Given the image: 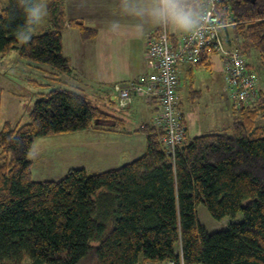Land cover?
Wrapping results in <instances>:
<instances>
[{
	"label": "trees",
	"instance_id": "16d2710c",
	"mask_svg": "<svg viewBox=\"0 0 264 264\" xmlns=\"http://www.w3.org/2000/svg\"><path fill=\"white\" fill-rule=\"evenodd\" d=\"M49 3L51 29L19 47L24 16L20 0H8L0 12V56L18 50L21 60L71 75L64 29L76 28L83 41L97 32L80 21L67 22L61 3ZM228 3L235 24L224 32L227 48L240 49L247 61L246 50L254 49L264 60V0ZM208 53L195 68L204 66ZM261 98L233 107L228 128L187 136L173 156L163 144L165 133L145 123L138 132L146 138V151L133 162L35 181L29 156L38 138L118 125L82 93L54 89L43 95L28 123L0 129V264H264ZM200 205L217 221L240 213L244 220L208 233Z\"/></svg>",
	"mask_w": 264,
	"mask_h": 264
},
{
	"label": "rangeland",
	"instance_id": "374dc122",
	"mask_svg": "<svg viewBox=\"0 0 264 264\" xmlns=\"http://www.w3.org/2000/svg\"><path fill=\"white\" fill-rule=\"evenodd\" d=\"M51 1V0H50ZM49 1V2H50ZM47 0H39L46 8V15L31 31V37L42 35L51 29L49 19V5ZM8 0H0V12L7 7ZM98 40L83 42L78 30L71 29L65 32L63 45L65 55L70 56V63L74 69L73 74L63 75L52 69L36 64H30L20 59L19 51L15 50L8 56H0V129L6 124L13 126L25 125L29 122V113L34 103L43 95L54 89H68L78 93H84L101 111L113 116L116 120L121 119L126 124L121 129V138L128 142L123 144L122 152L114 160L90 159L85 154L74 153L70 156L64 152L63 143L60 138L69 137L75 139L74 134H62L50 137L38 138L34 145L33 154H45L50 159L48 162L35 160L33 165V179L35 181H59L66 177L71 169H84L90 174L108 171L112 168L121 167L141 157L146 150V142L143 134L138 133L142 123H148L147 116L138 115V105L135 104L129 110H122L113 102L112 96V65L113 55H110L108 46L103 41V46ZM26 41L19 39V47ZM96 42H98L96 44ZM126 52L120 55L125 60L140 58V48L129 45ZM80 48H87L84 59ZM112 48V47H110ZM112 52V51H111ZM248 61L251 64L257 80L258 87L264 92V60L254 49L246 50ZM133 61V60H132ZM127 62V61H126ZM125 62V63H126ZM116 74V71L115 73ZM122 75L121 77H123ZM195 86L191 89L190 80L184 79L181 90L184 109L188 114L190 135L195 138L210 132L221 131L233 123L232 108L234 107L228 99L223 79V68L219 56L214 58L212 69L200 68L195 71ZM140 102V100H138ZM142 104V103H141ZM146 108H149L145 105ZM156 115V114H155ZM258 124L264 125V114L257 120ZM112 125V123H109ZM120 123L117 127L120 129ZM115 127V126H114ZM91 160V161H90ZM198 215L201 224L208 233L223 231L231 223L244 220L242 213L232 220L226 218L217 221L212 218L207 208L200 205ZM180 252L179 246L176 248ZM24 264H31L26 261ZM151 264V263H150ZM168 264V263H167Z\"/></svg>",
	"mask_w": 264,
	"mask_h": 264
},
{
	"label": "built area",
	"instance_id": "2783aa9c",
	"mask_svg": "<svg viewBox=\"0 0 264 264\" xmlns=\"http://www.w3.org/2000/svg\"><path fill=\"white\" fill-rule=\"evenodd\" d=\"M193 6L200 13L199 26L174 42L169 28L160 25L146 41L149 72L113 87L112 100L122 110L132 106L137 98L156 102L158 111L153 126L165 133L163 144L172 156L184 146L188 136L179 100L182 70L195 67L204 53L215 50L222 56L225 88L234 107H249L261 98L257 77L245 55L225 44L224 32L235 24L228 0H199Z\"/></svg>",
	"mask_w": 264,
	"mask_h": 264
},
{
	"label": "crops",
	"instance_id": "0c3cea01",
	"mask_svg": "<svg viewBox=\"0 0 264 264\" xmlns=\"http://www.w3.org/2000/svg\"><path fill=\"white\" fill-rule=\"evenodd\" d=\"M49 1L50 0H47V2ZM51 1H56L61 3L67 22L71 20L80 21L84 24L86 28L95 30L97 32V36L92 40L95 41L98 38L103 39L101 41L98 40L99 45L104 47L103 46V41H104L109 48L110 55L114 56L113 61L110 62V65H112L113 62L115 63V65H112L113 75L112 77H110L112 78L111 82L113 83V86L135 80L139 76L149 72L148 64L146 62V41L152 34H154L160 28V25L153 23L150 19H147L145 17L133 15L130 9L129 0H51ZM198 1L199 0H190V3L193 5L195 2ZM168 28L170 35L176 38H179L187 34L185 32L178 31L172 27H168ZM71 29L77 30L76 28H73L68 24L63 32V40H64L65 32ZM83 42H87V41H83ZM97 43L98 42H96V44ZM136 44L137 47L140 48L139 49L140 58L139 57L138 59L133 58L132 59L133 61L125 60L120 54L122 52H126V48H129L128 47L129 45L136 46ZM84 49L88 50L87 48H80L82 57L88 60L89 57H85L84 55L85 52L87 51ZM64 54H65V48H64ZM65 56L69 61H71L70 56L67 55ZM216 56L220 57L222 68H224L223 58L219 53L216 52L215 53L210 52L207 54L205 59V64L201 68L205 67L207 69H212L214 64V58ZM198 69L200 68L184 67L182 70L183 74L181 80V88L179 92V100L182 109L184 111V114L186 116L188 125H189L188 114L184 109V105L181 97V90L183 86L182 82L184 79H189L191 89L194 90L195 80H196L195 71ZM115 71L116 74H114ZM122 75L124 76L121 77ZM259 90L262 96L261 99L263 100L264 92L261 89ZM138 100H140V102H138ZM135 104L138 105L137 108L138 115H141L143 117L147 116L150 119L148 123L153 124L155 114L158 111V106L156 102L145 100L143 98H137L133 103V105L126 110L131 109ZM145 105L151 109L148 110V108H146ZM233 118L235 120L234 113H233ZM117 122L118 124L120 123V125H122L120 129L117 127V125L109 124L106 127H102L99 129H91L88 131L74 133V135H76L74 136L75 139H71L69 137L60 138L59 142L65 145L63 146L64 151L61 152V154L63 155L64 152H66L70 156V154L73 155L74 153H76L75 151H77L78 153L81 152V154L82 153L85 154V156L87 158H90L91 160L92 159L114 160L113 158L117 157L122 152L123 144L124 143L128 144V142H125V140L121 138V129L126 125L124 124L125 121H121L120 119ZM143 124L145 123H142V125ZM229 126H227L226 128H228ZM140 127L138 128V130L140 129ZM223 129L224 128H220V130ZM188 137L191 138L190 127L188 131ZM145 142H146V138H145ZM33 150L29 156V160L33 163V165H34V161L32 160L33 158H35V160L37 161L38 160H42L46 162L49 161L50 158L48 156H46L45 154H40V152L37 154H33ZM113 169L116 168H112L110 170Z\"/></svg>",
	"mask_w": 264,
	"mask_h": 264
},
{
	"label": "clouds",
	"instance_id": "9594fccd",
	"mask_svg": "<svg viewBox=\"0 0 264 264\" xmlns=\"http://www.w3.org/2000/svg\"><path fill=\"white\" fill-rule=\"evenodd\" d=\"M129 4L133 15L145 17L161 26L185 33H191L199 26L200 13L190 0H129ZM20 9L24 26L17 36L28 41L31 39L30 29L43 19L46 8L39 0H20Z\"/></svg>",
	"mask_w": 264,
	"mask_h": 264
},
{
	"label": "bare ground",
	"instance_id": "6f19581e",
	"mask_svg": "<svg viewBox=\"0 0 264 264\" xmlns=\"http://www.w3.org/2000/svg\"><path fill=\"white\" fill-rule=\"evenodd\" d=\"M171 36V35H170Z\"/></svg>",
	"mask_w": 264,
	"mask_h": 264
}]
</instances>
